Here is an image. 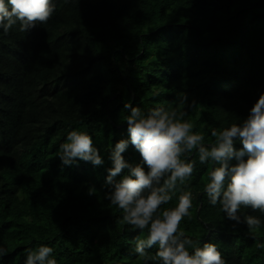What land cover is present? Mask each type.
Listing matches in <instances>:
<instances>
[{
  "label": "trees",
  "instance_id": "16d2710c",
  "mask_svg": "<svg viewBox=\"0 0 264 264\" xmlns=\"http://www.w3.org/2000/svg\"><path fill=\"white\" fill-rule=\"evenodd\" d=\"M53 2L46 24L0 30V264H24L25 249L41 244L58 264H156L134 252L148 230L105 198L110 146L129 136L124 104L176 111L206 146L213 130L242 123L264 93V0ZM72 130L92 137L102 166L62 164L58 149ZM122 155L141 163L131 144ZM188 159L192 176L160 211L191 192L180 224L187 237L215 244L226 264H264V213L241 208L262 221L251 231L229 220L204 193L213 165L196 150Z\"/></svg>",
  "mask_w": 264,
  "mask_h": 264
},
{
  "label": "clouds",
  "instance_id": "9594fccd",
  "mask_svg": "<svg viewBox=\"0 0 264 264\" xmlns=\"http://www.w3.org/2000/svg\"><path fill=\"white\" fill-rule=\"evenodd\" d=\"M55 10L53 0H0V30L7 35L18 24L19 31L26 32L46 24ZM186 103L187 97L181 93L178 104ZM124 108L130 110L124 117L129 136L110 146L112 166L107 169L105 198L122 210L128 225L141 233L148 230L146 238L135 240L134 252L156 264H226L215 244L197 246L180 230L184 217L190 216L191 192L181 191L174 208L160 209L172 200L178 185H184L192 176L195 164L188 154L196 150L201 164L213 165L204 188L208 202L219 204L229 220L245 223L250 231L261 225L258 217L242 218L240 211L251 208L264 213V93L242 123L213 130L215 141L208 146L203 143V135L192 131L190 122L177 118L176 111L155 107L145 113L131 103H125ZM236 141L242 144L239 150L234 147ZM129 144L139 152L141 163L132 165L122 155ZM58 157L66 166L78 160L95 167L104 164L92 137L79 130L68 133L59 146ZM154 246L158 250L150 257L147 250ZM25 253L24 264H58L54 249L45 244L27 248ZM5 254L0 248V257Z\"/></svg>",
  "mask_w": 264,
  "mask_h": 264
}]
</instances>
